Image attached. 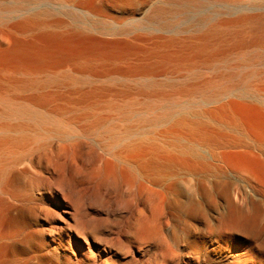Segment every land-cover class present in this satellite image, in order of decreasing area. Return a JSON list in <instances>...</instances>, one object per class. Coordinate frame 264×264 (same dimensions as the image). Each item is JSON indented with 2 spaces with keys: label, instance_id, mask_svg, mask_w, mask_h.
Instances as JSON below:
<instances>
[{
  "label": "bare ground",
  "instance_id": "1",
  "mask_svg": "<svg viewBox=\"0 0 264 264\" xmlns=\"http://www.w3.org/2000/svg\"><path fill=\"white\" fill-rule=\"evenodd\" d=\"M263 57L264 0H0V264H206L205 196L231 264L264 231Z\"/></svg>",
  "mask_w": 264,
  "mask_h": 264
},
{
  "label": "rangeland",
  "instance_id": "2",
  "mask_svg": "<svg viewBox=\"0 0 264 264\" xmlns=\"http://www.w3.org/2000/svg\"><path fill=\"white\" fill-rule=\"evenodd\" d=\"M263 59L264 57L261 61H264ZM259 84L260 82H257L253 87L258 88ZM255 103L263 104L258 101H255ZM227 184H229L230 193L223 197L225 211L230 212L229 202L233 201L238 206L240 216L248 214V210L253 207V203L249 201L250 192L247 187L239 186L237 183L235 185L232 182H227ZM204 203L205 208L199 217L181 224L182 236L188 235L191 240L203 243L202 246L195 250V253L197 256L203 257L206 264H227L225 261L216 260L213 257L215 255H212L211 249L214 243L213 221L216 209L213 208L209 196H205ZM262 211L261 220L264 218V206L262 207ZM242 220L244 219L240 217V223H245ZM98 245L101 246V243L93 240V246L96 248L99 247ZM220 248L225 251L224 255L228 256L232 262L231 264H264V231L261 232L260 229H255L250 233L244 225H239L235 234L230 235L225 242L223 241Z\"/></svg>",
  "mask_w": 264,
  "mask_h": 264
}]
</instances>
